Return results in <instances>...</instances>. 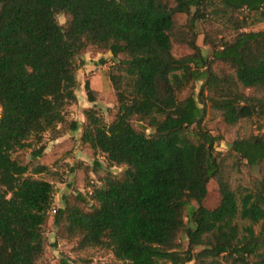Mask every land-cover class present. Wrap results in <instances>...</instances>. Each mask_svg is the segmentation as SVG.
I'll return each instance as SVG.
<instances>
[{
  "label": "trees",
  "instance_id": "1",
  "mask_svg": "<svg viewBox=\"0 0 264 264\" xmlns=\"http://www.w3.org/2000/svg\"><path fill=\"white\" fill-rule=\"evenodd\" d=\"M253 16L264 21V0H0V264H43L52 210L60 237L122 264H264V132L224 154L205 123L209 112L229 126L264 119V31L247 30ZM175 46L189 52L177 56ZM88 48L117 59V112L107 122L87 109L81 143L125 169L54 209L53 183L34 176L48 167L14 154L35 148L39 158L46 132L57 139L61 127L81 128L66 108ZM196 82L197 95L181 98ZM85 89L95 102L89 81ZM228 155L261 176L233 187ZM212 181L220 200L208 207Z\"/></svg>",
  "mask_w": 264,
  "mask_h": 264
},
{
  "label": "rangeland",
  "instance_id": "2",
  "mask_svg": "<svg viewBox=\"0 0 264 264\" xmlns=\"http://www.w3.org/2000/svg\"><path fill=\"white\" fill-rule=\"evenodd\" d=\"M185 18V14L179 16L181 21H184ZM58 19L62 24L65 22L63 15H59ZM251 22L252 24L249 25L247 30L264 31V21H260L256 16H253ZM203 29V24H200V30L203 31ZM231 33L230 30H226L222 35L230 37ZM198 44L205 53H211V47L204 43L203 34L199 35ZM186 52H189L186 47L175 46L174 48V53L177 56ZM116 61L117 59L113 57L111 52H101L93 48L85 50L77 70V101L66 108L67 119L77 120L81 124V128L73 132L68 129V126L61 127L63 133L57 139H53L50 132H46L42 141L45 145V151L39 158L32 156V150L35 148L21 150L14 154L17 159L29 164L31 168L38 164L48 167L47 172L34 176L47 179L53 183L54 209L63 205L64 195L75 196L79 192L85 193L89 189L92 190L95 186L101 185V177L107 171H111L117 176L123 174L125 166L110 165L103 153H94L88 146L81 143L82 126L86 122L85 111L87 109L95 108L107 122H111L117 112L116 94L109 76V72ZM86 81L90 82V87L94 91L95 102L89 101L85 89ZM200 85L201 82H196L186 89L180 97L183 98L192 92L197 95ZM205 123L214 135L220 137L216 148L217 151L224 154L228 153L235 139L247 137L252 133L264 132V119L259 116L242 120L235 126H229L225 124L218 113L209 112ZM134 125L140 129L138 123L135 122ZM147 133H149V130H147ZM225 168L233 187L237 189L252 185L254 179L260 177L262 173L259 167H250L247 164L237 162L234 155L227 156ZM219 200L220 195L217 184L212 181L204 205L213 207ZM53 216L54 210L50 212V217L45 225L47 247L41 259L43 264H61L62 259H68L72 264H122L108 249L99 247L80 249L77 239L60 237L58 229L54 225ZM259 226L257 225L256 229H259ZM182 241L187 246L188 240L185 237H182ZM198 249L196 248L195 251ZM158 264L171 263L160 261ZM189 264H193V262Z\"/></svg>",
  "mask_w": 264,
  "mask_h": 264
}]
</instances>
